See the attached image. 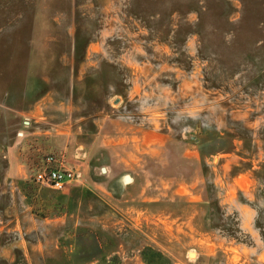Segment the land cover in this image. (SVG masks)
<instances>
[{"label": "rangeland", "instance_id": "obj_1", "mask_svg": "<svg viewBox=\"0 0 264 264\" xmlns=\"http://www.w3.org/2000/svg\"><path fill=\"white\" fill-rule=\"evenodd\" d=\"M0 264H264V0H0Z\"/></svg>", "mask_w": 264, "mask_h": 264}, {"label": "built area", "instance_id": "obj_2", "mask_svg": "<svg viewBox=\"0 0 264 264\" xmlns=\"http://www.w3.org/2000/svg\"><path fill=\"white\" fill-rule=\"evenodd\" d=\"M44 164L40 179L55 190H63L66 185L76 182L80 176L75 168L67 165L62 156L47 154Z\"/></svg>", "mask_w": 264, "mask_h": 264}, {"label": "crops", "instance_id": "obj_3", "mask_svg": "<svg viewBox=\"0 0 264 264\" xmlns=\"http://www.w3.org/2000/svg\"><path fill=\"white\" fill-rule=\"evenodd\" d=\"M75 158L78 157L77 155L74 156ZM68 164V163H67ZM70 167L72 168H75L77 171H79V165L75 162V161H72V162H69L68 164Z\"/></svg>", "mask_w": 264, "mask_h": 264}]
</instances>
